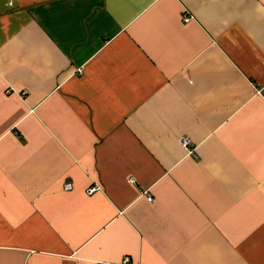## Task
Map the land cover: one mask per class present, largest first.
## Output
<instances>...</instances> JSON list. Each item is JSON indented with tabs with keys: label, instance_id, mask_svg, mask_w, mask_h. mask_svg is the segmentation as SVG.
Returning a JSON list of instances; mask_svg holds the SVG:
<instances>
[{
	"label": "crops",
	"instance_id": "crops-1",
	"mask_svg": "<svg viewBox=\"0 0 264 264\" xmlns=\"http://www.w3.org/2000/svg\"><path fill=\"white\" fill-rule=\"evenodd\" d=\"M0 264H264V0H0Z\"/></svg>",
	"mask_w": 264,
	"mask_h": 264
},
{
	"label": "built area",
	"instance_id": "built-area-1",
	"mask_svg": "<svg viewBox=\"0 0 264 264\" xmlns=\"http://www.w3.org/2000/svg\"><path fill=\"white\" fill-rule=\"evenodd\" d=\"M188 19H189L188 16H183V20L187 21ZM181 143L183 144V146H184L187 150H189V147H188V140H187L186 137H182V138H181ZM130 181H131V182H134V179H133V178H130ZM71 187H72V184H71L70 182H67V183L65 184V186H64L65 189H71ZM101 188H102V187H101L100 184H92V185H90V186H88V187L86 188V193H87V194H92V193H94V192L100 190ZM152 199H153V198H152L151 195H147V200H148V201H151ZM123 262H128V258H124Z\"/></svg>",
	"mask_w": 264,
	"mask_h": 264
}]
</instances>
